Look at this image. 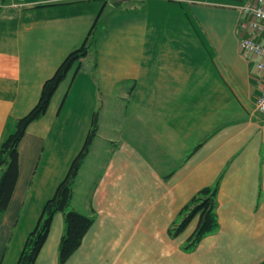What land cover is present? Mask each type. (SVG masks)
Here are the masks:
<instances>
[{"label": "crops", "instance_id": "0c3cea01", "mask_svg": "<svg viewBox=\"0 0 264 264\" xmlns=\"http://www.w3.org/2000/svg\"><path fill=\"white\" fill-rule=\"evenodd\" d=\"M8 1L0 0V142L66 55L87 35L93 43L19 141L18 177L0 217V264L16 263L93 113L97 131L71 198L93 221L63 264L264 260V113L255 108L263 75L239 49L240 15L231 6L245 0ZM212 185L217 226L187 248L197 216L178 234L170 230L191 197ZM63 230L57 212L34 264H59Z\"/></svg>", "mask_w": 264, "mask_h": 264}, {"label": "trees", "instance_id": "16d2710c", "mask_svg": "<svg viewBox=\"0 0 264 264\" xmlns=\"http://www.w3.org/2000/svg\"><path fill=\"white\" fill-rule=\"evenodd\" d=\"M89 35L90 32H89ZM93 38H88L75 50L69 52L57 66L54 73L42 84L37 102L21 117L17 118L13 130L0 142V217L8 207L18 177V144L27 126L47 110L53 93L71 68L84 57ZM97 131V117L93 113L89 129L85 135L81 148L73 157L67 172L57 183L53 194L45 200L33 228L27 233L23 246L15 264H34L37 254L43 245L52 218L57 212L63 214L64 230L58 244V262L63 264L67 258L79 247L83 236L90 227L93 217L69 207L73 183ZM217 186H205L197 191L188 203L183 206L179 216L181 220L170 230L173 235L178 234L194 217L197 224L187 239L185 247L194 246L205 234L212 232L217 226L214 210ZM258 264H264V260Z\"/></svg>", "mask_w": 264, "mask_h": 264}, {"label": "built area", "instance_id": "2783aa9c", "mask_svg": "<svg viewBox=\"0 0 264 264\" xmlns=\"http://www.w3.org/2000/svg\"><path fill=\"white\" fill-rule=\"evenodd\" d=\"M8 6L20 5L18 0H9ZM240 15L238 46L242 54L255 59L256 69L262 73L263 82L255 100V108L264 113V0H245L233 4ZM251 30L252 33L248 31ZM255 33L256 35H254Z\"/></svg>", "mask_w": 264, "mask_h": 264}, {"label": "rangeland", "instance_id": "374dc122", "mask_svg": "<svg viewBox=\"0 0 264 264\" xmlns=\"http://www.w3.org/2000/svg\"><path fill=\"white\" fill-rule=\"evenodd\" d=\"M123 128V127H122ZM124 135H126L127 137H128V139L129 140H131L133 137H134V135L133 134H131L132 133V126L131 125H129V126H125L124 128ZM133 135V136H132ZM90 173V171H89V169L87 168V175ZM95 176H96V172H92L91 173V179H95ZM84 188V187H83ZM69 207H71V202H70V205H69Z\"/></svg>", "mask_w": 264, "mask_h": 264}, {"label": "water", "instance_id": "95a60500", "mask_svg": "<svg viewBox=\"0 0 264 264\" xmlns=\"http://www.w3.org/2000/svg\"><path fill=\"white\" fill-rule=\"evenodd\" d=\"M113 8L112 4H107L103 10L102 16L105 17Z\"/></svg>", "mask_w": 264, "mask_h": 264}]
</instances>
